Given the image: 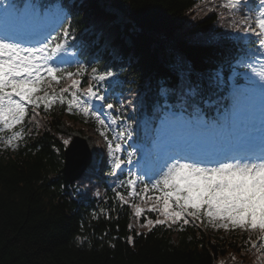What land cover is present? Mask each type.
<instances>
[{
	"label": "trees",
	"instance_id": "1",
	"mask_svg": "<svg viewBox=\"0 0 264 264\" xmlns=\"http://www.w3.org/2000/svg\"><path fill=\"white\" fill-rule=\"evenodd\" d=\"M69 1L75 3L70 12L76 46L88 58L95 55L113 65L114 57L124 61L127 87L136 98L161 82L189 98L177 73L166 67L171 59L164 41H171L186 57L187 67L201 73L188 78L187 89L192 93L205 88L208 84L201 75L218 74L233 51L221 35L240 24L243 16L223 19L204 0ZM103 3L111 4L117 13L105 11ZM119 15L127 20L124 31L114 29L96 39L94 33L106 27V20ZM33 121L36 130L25 147L0 153V264H232L239 258L261 264L250 252L248 234L231 228L176 233L155 225L139 233L133 213L111 202L102 201L105 212L98 214L88 185L92 177L85 178L83 199L73 200L62 187L64 144L56 135L78 118L59 107L48 115H35ZM90 176L101 181V174Z\"/></svg>",
	"mask_w": 264,
	"mask_h": 264
},
{
	"label": "snow or ice",
	"instance_id": "2",
	"mask_svg": "<svg viewBox=\"0 0 264 264\" xmlns=\"http://www.w3.org/2000/svg\"><path fill=\"white\" fill-rule=\"evenodd\" d=\"M6 3L7 0H0V6ZM250 3L251 0H226L222 7L229 11L244 9L240 21L244 33L257 38L250 43L256 45L255 54L264 58V0H259L256 7H250ZM42 7L45 6L7 3L0 8V132H11L5 142L12 145L23 138V130L13 129L23 125L30 107L34 119L41 106L47 111L57 100L63 104L64 93L71 96L67 101L70 113L75 106L85 117L94 116L106 131H112V125L123 118L115 116L107 121L89 101H100L107 110H112L114 104L107 102L106 96L91 84L86 90L80 89L77 77L85 73L83 65L76 72L62 67L71 63L69 57L74 56L69 51V31L64 26L67 16L41 12ZM91 71L92 79L100 82L114 75L97 68ZM253 72L257 79L245 73L248 84L234 86L232 108L219 124L190 121L173 114L152 146L129 145L132 151L123 143L132 139L127 129L116 128L112 137L117 141L115 144L106 131H100L107 141L112 176L119 179L124 166L133 165L134 158L140 155L139 163L135 164L137 171L129 168L127 173V195L153 201L147 211L164 217L155 221L145 218L142 227L181 220L187 224L188 216L194 220L203 216L213 226L216 221H226L223 224L226 229L229 224L233 228L258 229L264 236V66L260 70L253 68ZM65 79L71 80L70 88H62L56 95L54 84ZM64 143L67 146L69 141ZM121 153H126V159ZM124 184L125 181H120V186ZM137 184L142 185L139 190ZM149 191L159 194L153 198L146 195ZM116 196L122 204L128 203L124 194L116 192ZM129 206L134 208L137 218L144 213L139 205ZM128 242H133L131 237Z\"/></svg>",
	"mask_w": 264,
	"mask_h": 264
},
{
	"label": "water",
	"instance_id": "3",
	"mask_svg": "<svg viewBox=\"0 0 264 264\" xmlns=\"http://www.w3.org/2000/svg\"><path fill=\"white\" fill-rule=\"evenodd\" d=\"M75 145L76 144H74L73 146H72V148L68 151V153L70 154L69 156H68V158H67V166H66V168H65V170H64V172L66 173V174H68L69 173V171H70V168L71 167H73V166H77V163H75V158H74V155H73V151H74V147H75Z\"/></svg>",
	"mask_w": 264,
	"mask_h": 264
},
{
	"label": "rangeland",
	"instance_id": "4",
	"mask_svg": "<svg viewBox=\"0 0 264 264\" xmlns=\"http://www.w3.org/2000/svg\"><path fill=\"white\" fill-rule=\"evenodd\" d=\"M71 133H75V132H73V131H71ZM71 133H70V135H71ZM91 146H92V144H91ZM94 149V147L92 146V150Z\"/></svg>",
	"mask_w": 264,
	"mask_h": 264
}]
</instances>
